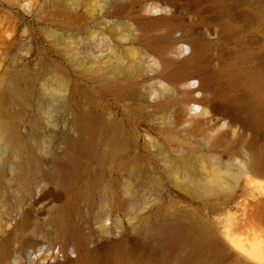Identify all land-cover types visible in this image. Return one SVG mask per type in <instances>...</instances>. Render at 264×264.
<instances>
[{"label":"rangeland","instance_id":"rangeland-1","mask_svg":"<svg viewBox=\"0 0 264 264\" xmlns=\"http://www.w3.org/2000/svg\"><path fill=\"white\" fill-rule=\"evenodd\" d=\"M253 157L264 0H0V264H264Z\"/></svg>","mask_w":264,"mask_h":264},{"label":"bare ground","instance_id":"bare-ground-1","mask_svg":"<svg viewBox=\"0 0 264 264\" xmlns=\"http://www.w3.org/2000/svg\"><path fill=\"white\" fill-rule=\"evenodd\" d=\"M154 8H156L154 9L155 12L159 11L158 6H154ZM149 19L151 21H166L169 19V17L166 14H161L159 16L150 17ZM178 49L180 53L183 54V56L185 57L171 59V62H173L176 66H180L188 62L190 57L188 56L187 53L192 49V46L190 44L182 43L181 45H179ZM161 68L164 70L165 66L161 65ZM194 77H195V73L188 74L181 80V85L185 87L186 92L190 94H194L195 92L197 93V95H194L191 97V99L189 100L187 104V107H188V111L190 112L192 116L193 122H198L199 119L201 118L200 116H204L210 113V107H209L207 99L204 97V92H203V88L205 86L204 81H198V83L196 84L195 80H193ZM218 120L224 121L222 126L232 123L231 121L228 122L229 120H225L224 115L218 116ZM248 165H250V167L255 170L256 172L255 174L264 175V161L263 160L257 159V157L256 158L253 157L250 159V162ZM152 228L156 231L158 238L160 239L161 242H174V241L178 242L177 240L182 238L184 235V229L182 228L179 222H174L172 224L157 223L156 225H153ZM185 237H187V235ZM188 240H189V237H188ZM49 253L50 254H47L48 256L54 257V258L57 257L54 251H50ZM46 256H44L45 259H46ZM73 263H74L73 260L69 258H65L63 261L54 262L52 264H73Z\"/></svg>","mask_w":264,"mask_h":264},{"label":"water","instance_id":"water-1","mask_svg":"<svg viewBox=\"0 0 264 264\" xmlns=\"http://www.w3.org/2000/svg\"><path fill=\"white\" fill-rule=\"evenodd\" d=\"M209 97L211 98V100H212L213 102H215V103L218 104V102H216V98H215V96H213L212 94L209 93ZM218 105H219V104H218Z\"/></svg>","mask_w":264,"mask_h":264}]
</instances>
